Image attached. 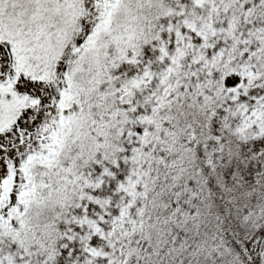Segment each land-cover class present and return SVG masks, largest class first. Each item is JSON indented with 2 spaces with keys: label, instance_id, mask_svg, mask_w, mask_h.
Listing matches in <instances>:
<instances>
[{
  "label": "snow or ice",
  "instance_id": "obj_1",
  "mask_svg": "<svg viewBox=\"0 0 264 264\" xmlns=\"http://www.w3.org/2000/svg\"><path fill=\"white\" fill-rule=\"evenodd\" d=\"M0 264H264V0H0Z\"/></svg>",
  "mask_w": 264,
  "mask_h": 264
}]
</instances>
